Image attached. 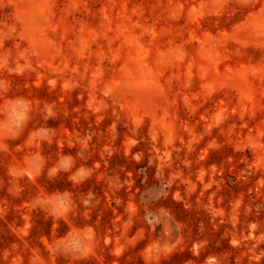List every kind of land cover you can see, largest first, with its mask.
<instances>
[{"label": "rangeland", "instance_id": "obj_1", "mask_svg": "<svg viewBox=\"0 0 264 264\" xmlns=\"http://www.w3.org/2000/svg\"><path fill=\"white\" fill-rule=\"evenodd\" d=\"M0 264H264V0H0Z\"/></svg>", "mask_w": 264, "mask_h": 264}]
</instances>
